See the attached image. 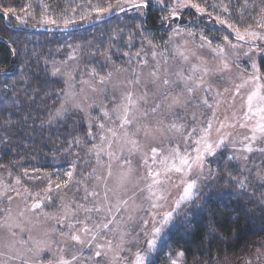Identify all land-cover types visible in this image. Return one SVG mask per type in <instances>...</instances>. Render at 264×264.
Listing matches in <instances>:
<instances>
[{
    "label": "snow or ice",
    "instance_id": "6c2138e0",
    "mask_svg": "<svg viewBox=\"0 0 264 264\" xmlns=\"http://www.w3.org/2000/svg\"><path fill=\"white\" fill-rule=\"evenodd\" d=\"M42 11L40 12V19L45 24L61 26L57 23V19L49 14L50 5L43 3V0H38ZM159 4H163L164 7L169 8L164 0H157ZM151 0H115L112 3L111 0H107L106 6L100 2L93 4L92 0H87V8L82 6H77L81 8L79 13L80 18L83 20L92 15L96 14V18L100 19L103 15L109 14L114 10L124 12L126 8H134L140 15L144 13L141 9H146ZM264 3V0H261ZM191 7L196 10V12L204 15L207 13L209 19H211L212 14L207 12V9L203 7L200 3L195 2V0H175V3L169 8L170 15L167 17H162L163 20H171L174 17L179 16L178 9ZM213 9L220 7L223 12L227 13L229 7L227 4L220 5H210ZM77 8H67L65 7L62 11L56 15L59 17L62 27L67 29L70 25L76 22L75 15L77 13ZM261 13L264 14V8H261ZM19 13H22L24 17L34 16L32 11V4L28 3L23 5L19 9ZM18 13L17 9L14 7H3L0 5V14L4 18L14 17L17 20H21L22 17ZM71 13V14H69ZM215 23L220 25H227L232 32L235 33L237 43H232L228 36L223 37L224 45L232 51L229 52L225 46L217 45L215 48H211V51L216 54L218 59V64L214 69H210L207 66H202L204 63L202 58L193 52L191 55L196 57L201 63L192 64L188 70V74L185 75L184 70H180L175 73L177 80L173 81L168 78V70L164 69V74L160 73V64L157 63L156 69H153L149 76L151 77L150 82L156 87L157 92L161 89L167 94L164 95V100H169L171 97V102L166 105L167 109L171 111L175 107H183L187 104L186 99H182L184 96V91L188 94V98L191 99L200 89L203 88L205 93L212 92V85L206 84L205 77L210 74L223 76L224 73L231 70L229 60L231 57H235L239 60L240 53L236 50L247 45V51L243 52V55L249 57L250 66L252 68V73L248 75L247 79L241 80L240 83L235 84L234 92L232 94V102L235 101L236 95L241 93L242 89H245L251 85V90L247 92L246 98L244 99L243 108V123L240 124L241 128H250L251 136H245L243 139L248 141L244 144V150L248 153L254 151L253 143L257 140L264 141V73L260 71V68L253 58L255 56L264 57V45L257 44L255 42H264V16L261 19L255 21V28L252 25L246 26L243 31H241L239 26L228 23L227 20H223L220 16L215 17ZM139 30L140 35L147 39L144 34L141 25H136ZM174 35L179 36L184 30L180 28H174ZM188 36H194L192 31L187 32ZM115 38V34L113 36ZM172 37H169L171 41ZM201 44L200 48H204L205 45L211 47L212 41L201 33L200 36ZM132 35L128 37V42L131 44ZM148 45L153 49L152 57L155 59L158 55L156 49L157 45L153 44L151 40H148ZM243 42V43H240ZM143 48L141 49V51ZM13 55H16V49H12ZM106 62L111 61V51L106 49L101 53ZM137 57L140 56V52L135 54ZM160 55L164 56V63H167V56L163 53ZM179 55L183 58L185 62L190 60L189 55L185 54L184 51H179ZM123 56H129V53L124 52ZM74 57H69L73 59ZM66 61L61 62L62 65H66ZM129 63L131 60L129 59ZM142 64L146 65L147 60L141 61ZM104 71V67L101 66L99 70L97 67H92L90 71V77L92 80L97 81L96 84L90 82V80H81L79 83L86 84L89 86L93 93L101 92L106 94L107 86L113 81V72L108 71L104 75L100 73ZM117 72L124 71L123 69L117 68ZM0 72H4L8 75L6 69H0ZM51 76L62 77L65 83L68 85L66 90L58 91L55 96L60 99L59 106L55 108L53 112L49 113L47 123H53L57 119L63 120L68 114L70 109L79 110L85 113V118L88 123L87 137H92L96 139V136L92 132L93 126H97L99 132L97 133L100 144H93L91 148L88 149L89 153H95L97 164H101V155L106 154L108 157L107 176L100 177L97 176V180H103L104 183V193L101 201L94 202L92 207H85L83 204H76L75 208L71 204L63 203L62 196H56L57 193L66 189L70 182L73 180V174L76 169V162H72L68 171L63 175L66 177L64 180H60L59 174L57 175V180L54 183L49 175H45L44 179H47V185L43 189L37 192H32L28 188H24L23 193L19 188L12 185L6 184L0 181V203L7 201L9 206L14 199V196L10 193H14L15 196H24L25 201L31 198L32 202L30 204H25V209L19 213L20 217H23L28 224L33 227L37 225L45 224L47 221H54L51 228L44 231L43 239L36 240L31 234V228H25L21 222L16 221L12 216L11 207L7 209H0V211L5 212L4 217H0V228H7L11 239L3 244H0V248L7 249V251L0 250V264H10L12 261H19L20 264H45V261L41 259L44 252L51 253L52 256H56V252H59L57 259H48L46 264H89L93 260V257H103L107 256L108 252L113 251V245L111 239H106L101 233L106 230L116 232L119 229V224L121 221H117L116 214L121 212H127L128 218L127 223L134 219L133 213L136 211L143 210L142 205L136 204L137 191L143 192L145 189L148 192L146 199L149 201L148 217H140L139 220V230L136 232L135 237L132 241H127L125 237L128 235L127 232L119 230V244L117 245V250L113 256V261L120 258V252L124 251V245L127 243H135L140 245L134 253V259L129 261L128 264H154L150 259L153 253L157 251L158 243L163 239V237L170 231L175 220L182 214L185 210L184 207L188 203L193 202V198L197 195L196 189L198 188V182L203 176L206 169V157L214 156L217 154V150L221 148H226L229 146V137L232 135L230 132L223 131L226 128L235 127V123H225L224 121H219V127L215 129L217 138L213 140L211 134L213 131V122L216 118V109L219 107L221 98L224 93L229 91L225 88L222 92L217 91L214 97V102L209 103L207 96L199 97L200 103L212 111V115L206 120V126L200 124L197 120L196 114H192V120L195 122V126L190 129L187 127L186 123H179L177 120H173L168 125V130L173 131L183 137V151H181V146L179 143L174 146H170L167 154L165 155L164 149L159 147H150V154L144 151V144L139 139L141 132L146 140L155 139L153 135V128L155 131H162L159 124L155 126H149L148 124H141L142 119H146L150 113L156 114L161 109V103L156 102L154 106L148 108L147 110H141V104H148L149 93L145 85V90L143 94L136 96L132 90L125 91L121 94L120 103L116 104V97L112 96L111 99L114 102V106L111 111L107 108L106 104L97 105L94 98H90L88 95H83L81 99H77V94L71 89L75 86V69H68L64 67H58L55 63L51 68ZM73 82V83H70ZM121 84L126 83L128 86L135 87L141 84L140 74H134V79H129L127 81H121ZM177 83L183 85L184 91L172 95L169 89L173 88ZM9 87L5 84V88ZM38 91V89L36 90ZM84 89L81 88V93ZM51 93H45V96H51ZM32 97H30L31 99ZM90 101V102H89ZM55 103V100L53 101ZM93 108H99L102 113V118L99 116H93ZM115 116V120L112 116ZM233 117L236 118V113H233ZM227 120V117H225ZM103 121H108L115 124L116 127H106ZM116 121H119L116 124ZM41 123H45L42 121ZM119 129V133L116 129ZM130 129H134L130 131ZM110 137L109 138V135ZM118 145L119 155L116 151L112 150L113 143ZM82 143L81 138L75 137L69 142V147L72 144L79 145ZM233 148L235 143L232 144ZM259 151H264V149H257ZM125 151L127 155H125ZM139 153L141 156V164L146 169L147 175L138 176L134 178L135 169L132 168L131 157ZM237 159L238 157H232ZM247 159V156L244 157ZM120 161V176L117 182L116 188H109L107 184V178L113 175V162ZM159 165V167H156ZM96 169H93V174H95ZM173 174H179L180 180L177 187H182V194L176 199L173 205L166 211L160 212L157 209L163 208L164 204L162 201L166 200L165 196V185L172 181ZM11 176V172H9ZM24 175H28L27 170H25ZM34 180H41L40 176L29 177ZM229 179L236 182L239 189H245L247 187V178L232 177L229 174ZM261 180H264V175L260 176ZM146 181L145 188H138L140 181ZM21 181L17 177L15 180V185H20ZM131 184L130 189L128 185ZM87 191V189H86ZM131 191V195H128ZM114 199H110L109 194ZM90 195L96 197L100 194L98 192H91ZM56 196V199H54ZM87 200V196L84 198ZM59 200L61 203L57 204L56 201ZM131 202V204H130ZM58 207L62 214H57L55 211H46L48 208ZM131 209V210H130ZM82 210L85 213L84 219L76 218L77 212ZM29 213L26 216L25 213ZM104 213L103 220L106 222L95 223L89 226L86 221L91 220V213ZM34 216L33 220L31 217ZM56 225L63 226L62 228H57ZM80 225V228H77ZM110 225H115L112 229L109 228ZM19 229V232L13 229ZM27 232V237L23 235ZM55 235L58 239H53L52 236ZM143 236V240L140 237ZM104 240L101 243L98 241ZM61 242L64 243H74L79 246L77 252L71 255L70 258H66L63 253L66 251V247L60 246ZM21 247H16V245ZM31 245V246H30ZM53 245L57 246L56 251H53ZM93 250V255L84 257L85 249ZM128 251H131L129 248ZM31 253V257L27 255ZM184 252H178L176 258L172 259L169 257L170 264H182L184 257ZM257 259H260L258 256ZM245 264H251V261H246Z\"/></svg>",
    "mask_w": 264,
    "mask_h": 264
},
{
    "label": "trees",
    "instance_id": "16d2710c",
    "mask_svg": "<svg viewBox=\"0 0 264 264\" xmlns=\"http://www.w3.org/2000/svg\"><path fill=\"white\" fill-rule=\"evenodd\" d=\"M98 2L106 6L107 0H92L93 4ZM195 2L212 14L211 19L207 13L201 16L187 7L183 15L177 16V21L185 25L187 19L195 17L204 28V35L214 43L221 42L224 36L236 40L227 25L215 23L216 16L239 26L241 31L248 25L255 28V21L264 16L260 11L264 8L261 0ZM28 3L32 4L34 16L24 17L19 9ZM43 3L50 5L49 14L61 26L41 21L42 8L38 0H0V5L16 8L22 17L21 20L6 19L0 14V69L8 72L7 76L0 72V167L16 175L24 170L52 171L57 164L69 161L76 151L88 149L85 123L72 118L54 125L46 122L49 113L60 103L55 93L64 87L62 79L50 74L54 61L78 51L82 64L106 69L107 63L101 55L106 49H110L116 63L124 64V56L120 54L136 51L140 40L165 45L172 33L170 23L162 19L166 10L153 2L143 9V15L129 8L95 23H92L97 20L95 13L83 20L80 18L81 8L77 6L87 8V0H43ZM213 4H227L229 11L225 13L220 7L213 9L210 7ZM65 7L77 8L76 22L68 29L62 27L56 15ZM136 25L142 26L147 39L140 35ZM130 34L132 41L128 45ZM13 48L16 55L12 53ZM259 64L264 73V58ZM5 84L9 87L5 88ZM46 92L52 95L45 96ZM75 137L81 138L82 143L69 147ZM214 162L207 183L193 202L184 207L150 258L154 264H170L169 254L178 251L184 252L187 264H245L255 250L264 245V186L247 179V187L239 189L236 182L229 179V174L248 176L225 152Z\"/></svg>",
    "mask_w": 264,
    "mask_h": 264
},
{
    "label": "rangeland",
    "instance_id": "374dc122",
    "mask_svg": "<svg viewBox=\"0 0 264 264\" xmlns=\"http://www.w3.org/2000/svg\"><path fill=\"white\" fill-rule=\"evenodd\" d=\"M151 2H153L155 6L161 9H165L166 10L165 17H167L170 15L169 8L175 3V0H171V1L164 0V3L167 4L169 8L164 7L163 4H159L157 0H151ZM184 10L185 8L178 9L179 16L183 13ZM140 11L144 12L143 9H141ZM194 18L195 17L191 16L189 19H187V23L185 25H183V21L179 23V20L177 21V17H174L171 20H167V22L170 23L171 30H173L174 28H180L183 29L184 31L179 36L174 35L172 31V33L169 36L172 37V39L171 41H169L168 38L165 45H159L153 43L157 45L156 51L158 55L155 59L152 57L153 49L148 45V42H144L143 40H140L138 42V48L136 49V51L127 52L129 53V56L127 57L124 56V64H118L112 58L110 62H106L104 60V63H107L106 69H104L105 73L108 71L113 72V81L111 84L107 86L98 85V87H107L106 94L101 93L99 91L93 93L88 85L79 83V81H81L82 79L90 80V82L93 84H96L97 81L91 79L89 74L92 66L88 63H84V64L81 63V57L78 56L79 53L78 51H72L71 53H68L67 56L64 57V59L62 60L59 59L57 61H54L53 63H55L56 66L58 67H62V69L64 67L68 69H75V82H74L75 86L71 90L77 94V99H81L83 95H88L90 98L95 99L97 105L106 104L107 108L110 111L114 106V102L111 99L112 96L116 97L115 103L119 104L120 97L123 92L132 90L136 96H139L143 94L146 85L147 91L149 93L148 104L147 105L141 104V110H147L148 108H151L152 106L155 105L156 102L161 103V109L156 114L150 113L146 119H142L140 121L141 124L146 123L149 126H155L159 124L160 128L162 129V131H155L153 128V135L156 137L155 139L146 140L143 136V133L141 132L139 139L144 144V151L149 152V154H150V147H159L164 149V153L166 155L170 146H174L177 143L180 144L181 151H183L184 150L183 137L173 131H169L168 125L175 119L179 123H186L187 127L190 129L191 127L195 126V122L192 120V114L195 113L197 120L200 122V124L206 126V120L208 119V117L212 115V111L207 107H205L202 103H200V100L198 98L206 95L209 100V103H213L216 92L219 91L223 93V90L225 88H228L229 91L223 94V97L221 98L222 102L220 103L219 107L216 109V118L213 122V131L211 134V138L213 140L217 138L218 134L216 133L215 129L219 127V123H218L219 121H224L225 123H235V127H230L223 130L225 132H230L232 134L229 137V146L226 148L218 149L217 154L214 156L206 157V161H207L206 169L203 176L200 178L198 182V188L196 189V192L198 193L201 190V188H203V186L207 183L208 179L211 176V171L215 167L214 161L222 152L228 154L229 158H231L234 163L240 165V167L244 170L245 174H247L248 180L250 181L253 180L252 181L253 183L255 184L257 183V185L262 184V186H264V180L260 179V176L264 175V151L257 150V149H264V141L257 140L256 142L253 143L254 151L251 153L246 152L243 146L248 141H245L243 138L245 136H249V137L251 136V129L240 127V124L243 123L242 116H243V111L245 110L243 108L244 99L246 98L247 92L251 90V85H249L245 89H242L241 93L236 95L235 101L232 102V94L234 92L235 84L240 83L242 78L247 79L248 75L252 73L249 57L243 55V52L247 51V45L236 50L237 52L240 53L239 60H236L235 57L230 58L229 63L231 66V70L229 72L224 73L223 76L210 74L209 76L205 77L206 84H210L213 86L211 93H205L202 88L191 99H189L188 94L186 93V91H184L182 84L177 83L173 88L169 89L168 91H170L173 96L179 92L184 91V96L182 97V99H186L187 104L183 107H175L171 111H169L166 105L171 102V97H169V100L165 101L164 95H166L167 93L164 92L163 89L157 92L156 87L150 82L151 77L149 76V73L153 69H156L158 62L160 64L159 70L161 75L164 74V69L167 68L168 78L170 80L175 81L177 80V77L175 75L176 72L180 70H184L185 75H187L188 70L190 69L192 64L201 63V61L197 60L196 57H193L191 55L193 52H196L197 55L201 57L204 62H206L202 66H207L210 69H214L218 64L219 58L216 56L215 53L211 51V48H215L219 44L225 46L229 52L232 51L231 49H228L226 45H224L223 39L219 43L218 42L214 43L213 40L210 39L212 41L211 47L207 46L206 44L204 48H200L199 47V45L201 44L200 36L202 32L204 34V28L201 27L200 23H198ZM189 30L194 33V36L187 35V32ZM229 40L232 43H237V39L236 40L229 39ZM255 43L264 45V42L261 41H257ZM142 48L143 50L141 51ZM179 51H184L185 54L189 55L190 60L188 62H185L183 58L179 55ZM137 52H140L139 57L135 55ZM160 53H163L164 55L167 56L168 59L166 64L164 63V56L160 55ZM120 55L122 56L123 54ZM69 57H74V58L69 59ZM253 58L256 60L260 68V64H259L260 59L264 57L255 56ZM129 59L131 60V63H129ZM143 60H147L146 65L141 63V61ZM64 61L67 62L66 65L61 64V62ZM53 63L51 65V68L53 66ZM117 68L123 69L124 71L117 72L116 71ZM105 73H100V74L104 75ZM137 73L140 74L141 76L140 85L132 87V86H128L126 83L124 84L120 83L121 81L134 79V74ZM57 77L62 79L64 82V87L62 90H66L68 88V85L65 83L64 79L59 76ZM81 88L84 89L83 93H81ZM234 112L236 113V118L233 117ZM92 115L99 116L102 118V113L99 111V108H93ZM225 117H227V120L225 119ZM67 118H72L78 122L81 121L85 123L88 127L87 119L85 118V113L79 110L70 109V111L63 120ZM112 119L113 120L116 119L114 115L112 116ZM59 121L62 120L57 119L55 122L49 124L54 125ZM103 122L106 124V127H114V128L116 127L115 124H112L108 121H103ZM118 123L119 121H116V124ZM91 130L93 134L96 136V139H92V137H88L89 139L88 149L91 148L93 144H100V140L97 135V133L99 132L98 127L93 126ZM116 130L119 133L120 130L118 128ZM132 130L134 129H130V131ZM107 135H109V138H111L110 134ZM233 142L235 143L234 148L232 146ZM88 149L79 152L76 151L72 155V157L68 159L69 161L59 165L57 164L56 166H54L52 171H41L38 169L27 170L28 175L26 176L24 175L25 170L22 171L20 174L16 175L10 170L3 169L0 167V181L19 188L21 193H23L24 188H28L32 192H37L43 189L44 187H46L47 179H44L46 174L51 177L54 183L57 180L58 174L60 180H64L66 179V177L63 174L69 170L72 162H76V169L73 174V180L70 182L69 186L66 189H63L61 192L57 193L56 196H62L63 203L71 204L73 208H75L76 204H83L85 207H92L94 202L102 200V196L104 193V183L103 180H97L96 177L100 176L103 178L107 176L106 165L108 163V157L106 154H102L101 155L102 163L97 164L95 153H89ZM112 150L116 151L117 155L120 154L118 150V145L115 142L112 145ZM125 155H127L126 151H125ZM234 156L238 158L233 159L232 157ZM245 156H247V159L244 158ZM131 159H132L131 166L133 169H135L134 178L138 176L147 175L146 169L141 164L140 154L137 153L133 155ZM120 163H121L120 161L113 162V175L107 178V184L109 188H113V189L116 188L121 172ZM156 167H159V165H157ZM94 168L96 169L95 174H93ZM9 172H11V176L9 175ZM35 176H40L42 179L37 181L29 178ZM17 177L21 181L20 185H15V180ZM179 180H180L179 174H173L172 181L164 186L166 189L164 193L166 196V200L161 202L164 204V207L157 209V211L163 212L168 210L173 205L174 201L178 199L179 196L182 194L183 191L182 187L175 186V185H179ZM145 184L146 181L141 180L138 185V188H145ZM128 187L131 189L132 185L129 184ZM93 191L98 192L100 195L96 197L90 195V193ZM10 194L14 196L11 205L9 206L8 202L5 200L2 203H0V209H7L11 207L12 216L16 219V221L21 222L26 229L31 228V234L36 240L43 239L44 231L48 228H51L52 225L54 224V221H47L45 224L37 225L35 227L28 224V222L23 217L19 216V213L25 209L26 203L30 204L32 202L31 198H29L28 201H25L23 195L17 197L15 196L14 193H10ZM128 195H131V191H129ZM56 196H54V199H56ZM86 196H87V200L84 199ZM109 196L110 199H114L111 196V193L109 194ZM147 196H148V192L146 189L143 192L137 191V196L135 198L136 204L142 205L143 210L134 212L133 213L134 219L132 221L124 223V221H127L128 218L127 212H121L116 214L117 221H121V223L119 224V229L115 233L110 230H106L105 232L101 233V235L105 237V240L106 239L112 240L113 251L108 252L107 256L93 257V260L89 262V264H128L129 261L134 259V253L136 252L137 248L140 247V245H137L135 243L125 244L124 245L125 250L120 252V258H118L116 261H113L112 258L115 254V251L117 250V245L119 244V230H123L127 232L128 235L125 237V239L127 241H132L133 238L135 237L136 232L139 230L140 217H144L146 219L149 218L147 211L149 208V201L148 199H146ZM56 203L59 204L61 203V201L57 200ZM46 211H55L58 215L62 214L58 207L48 208L46 209ZM25 215L29 216L30 214L26 212ZM90 215H91V220L86 221V223H88L89 226H92L95 223L106 222L103 220L104 213L93 212ZM4 216H5V212L0 211V217H4ZM31 218L33 220L35 219L34 216H32ZM76 218L84 219L85 213L82 210H79L77 212ZM56 227L62 228L63 226L56 225ZM80 227H81L80 225H77V228ZM113 227H115V225L109 226L110 229H112ZM13 230L19 232V229L14 228ZM23 235L26 238L27 232H25ZM52 238L58 239L55 235H53ZM10 239L11 237L7 228H0V244H3L9 241ZM140 239L143 240L144 239L143 236H141ZM98 241L101 243L105 242L104 240H99V237H98ZM161 241L158 243L157 249ZM60 246L66 247V251L63 253V255L66 258H70L71 255L77 252L79 249L78 245H75L74 243H70V242L68 243L61 242ZM16 247L19 248L21 246L17 244ZM129 248L131 249V251H128ZM56 249L57 246L53 245V251H56ZM0 250L7 251V249L4 248H0ZM93 250H89L86 248L83 254L84 257L93 255ZM178 252L173 254L170 253L169 257L175 259L176 254ZM27 255L31 257V253H27ZM58 256H59L58 251L56 252V256H52L51 253L46 251L42 254L41 259H43L46 264L48 259H57ZM258 256L260 257V259H257ZM248 261H251V264H264V245L259 246V248L255 250L253 257L249 258ZM10 264H20V262L12 261L10 262ZM182 264H187L185 255L183 257Z\"/></svg>",
    "mask_w": 264,
    "mask_h": 264
},
{
    "label": "water",
    "instance_id": "95a60500",
    "mask_svg": "<svg viewBox=\"0 0 264 264\" xmlns=\"http://www.w3.org/2000/svg\"><path fill=\"white\" fill-rule=\"evenodd\" d=\"M126 9H129V8H126ZM126 9H125V10H126ZM118 13H120V11L116 10V11H114V12H112V13H110V14H108V15H106V16L100 18V19L95 20V21L92 22V23L100 22V21H102V20H104V19H106V18H108V17L114 16V15H116V14H118ZM39 29H49V28H39ZM67 29H68V28H67Z\"/></svg>",
    "mask_w": 264,
    "mask_h": 264
}]
</instances>
